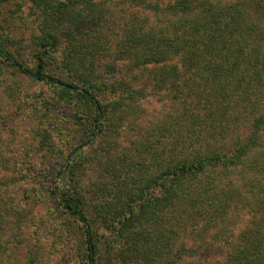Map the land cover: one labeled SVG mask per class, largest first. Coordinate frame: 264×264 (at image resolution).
<instances>
[{
  "label": "trees",
  "instance_id": "1",
  "mask_svg": "<svg viewBox=\"0 0 264 264\" xmlns=\"http://www.w3.org/2000/svg\"><path fill=\"white\" fill-rule=\"evenodd\" d=\"M31 1L43 17L35 65L1 33L0 58L60 90L79 146L99 134L52 191L81 224L91 264H180L214 248L213 236L228 246L217 264H264V0ZM56 53L74 80L49 72ZM96 53L97 69L84 63ZM150 94L170 107L144 127ZM129 131L138 138L121 146ZM87 162L112 176L92 211L76 180ZM187 234L201 243L189 247Z\"/></svg>",
  "mask_w": 264,
  "mask_h": 264
},
{
  "label": "rangeland",
  "instance_id": "2",
  "mask_svg": "<svg viewBox=\"0 0 264 264\" xmlns=\"http://www.w3.org/2000/svg\"><path fill=\"white\" fill-rule=\"evenodd\" d=\"M42 25L41 11L31 0H0L3 46L29 67L35 65ZM71 57L72 54L65 60ZM63 58L62 53L52 54L48 70L74 80L75 74L63 70ZM97 59V53L94 58L90 54L84 63L97 69V63L101 64ZM60 97V90L21 74L0 58V264H91L85 254L81 224L62 209L52 191L67 187L60 173H64L63 177L69 174L77 152L91 153L99 134L79 146V126L72 124L73 108ZM152 97L142 104L145 114L140 122L144 127L163 119L170 107L169 102H158ZM231 125L239 134L245 129L240 122ZM125 133L121 146L128 147L138 137L133 131ZM118 151L127 152L122 147ZM76 172V180L88 199L87 209L92 211L97 184L108 183L112 176L90 162L79 166ZM245 219L243 213L234 217L235 236ZM100 233L105 234L102 230ZM193 238L185 235L189 247L201 243ZM214 238V248L204 251L202 247L197 255L186 257L180 264L221 262L219 248L226 251L228 246ZM111 259V255L105 256L100 263L110 264Z\"/></svg>",
  "mask_w": 264,
  "mask_h": 264
},
{
  "label": "water",
  "instance_id": "3",
  "mask_svg": "<svg viewBox=\"0 0 264 264\" xmlns=\"http://www.w3.org/2000/svg\"><path fill=\"white\" fill-rule=\"evenodd\" d=\"M79 149H82V147L81 148H79ZM74 154V153H73Z\"/></svg>",
  "mask_w": 264,
  "mask_h": 264
}]
</instances>
